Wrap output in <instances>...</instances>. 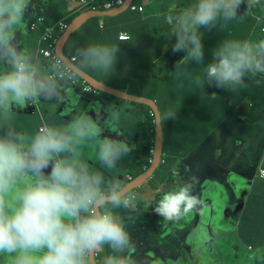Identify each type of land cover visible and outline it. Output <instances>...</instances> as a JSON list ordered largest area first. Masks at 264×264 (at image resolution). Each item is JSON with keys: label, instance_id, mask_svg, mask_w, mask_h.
<instances>
[{"label": "clouds", "instance_id": "clouds-1", "mask_svg": "<svg viewBox=\"0 0 264 264\" xmlns=\"http://www.w3.org/2000/svg\"><path fill=\"white\" fill-rule=\"evenodd\" d=\"M257 4L192 0L170 10L164 19L166 35L175 38L171 51L185 53L174 64L176 75L186 63L205 61V30H224L242 5L250 12ZM29 6L30 0H0V264H97L105 250L102 264H134L128 255L132 236L118 214L136 207V194L119 178L132 147L105 135L101 120L87 113L32 131L17 125L19 110L41 99H62V89L85 72L110 73L120 46L88 42L71 59L57 55L45 62L17 40ZM204 71L209 87L237 90L246 78L264 75V39L223 40ZM109 119L120 123L115 107ZM201 204L181 186L163 194L154 213L177 221Z\"/></svg>", "mask_w": 264, "mask_h": 264}, {"label": "crops", "instance_id": "crops-1", "mask_svg": "<svg viewBox=\"0 0 264 264\" xmlns=\"http://www.w3.org/2000/svg\"><path fill=\"white\" fill-rule=\"evenodd\" d=\"M140 3L144 5L143 12L127 10L117 16L92 17L80 21L64 46L63 55L71 59L74 49L88 42L115 44L120 46V51L113 70L108 74L92 71H87V74L118 91L145 98L149 97L139 94V89L147 86L143 81L157 82L168 76L169 80L164 82L166 90L182 92L186 89L190 94L198 93L203 86L198 80L205 74L209 62H206V58L202 64L186 63L178 82L174 83L172 78L174 63L183 58L185 53L174 54L171 51L175 38L169 39L166 35L170 27L164 17L170 10L176 9L177 4L168 0H141ZM81 14L70 0H30L17 32V40L21 47L38 51L39 40L44 32L60 21H66L69 27ZM39 18L42 21L37 22L36 28L32 30V23ZM235 20L228 25L232 27ZM121 33L127 34L129 40H120ZM204 37H209V31H205ZM205 52L210 54L209 48L205 47ZM41 57L45 62L48 61ZM147 91L150 92L149 89ZM203 93L201 91L199 95ZM61 94L62 99H41L19 110L18 127L31 131L46 123L64 124L79 113H87L93 118L101 116L107 123L110 114L106 116L105 113L108 108L112 111L115 107L120 113V123L112 125L110 121L109 130L133 149L120 166L119 178L126 185L131 182L129 176L135 180L146 173L149 169L146 163H150L155 154L156 125L153 128L144 122L143 111L135 102L104 95L100 91L96 95L84 94L81 86L73 82L64 87ZM185 100L192 106V102L198 98L186 97ZM172 109L178 108L173 106ZM225 110L227 108L220 103L214 106L212 114L217 123L222 120ZM178 113L179 109L172 114L173 117L177 118ZM194 114L192 117L186 115L188 120L183 125L175 126L173 117L166 122L158 168L133 192L137 197L135 209L118 210L132 236L134 247L128 255L134 264H167L188 255L191 260L194 259L192 250L198 249L203 242L191 238L188 228L180 230L168 227L171 221L165 222L154 213L163 194L178 190L181 186L188 187L190 194H196L199 201L209 200L211 209L214 203L212 215L219 213L216 210L220 205L228 209L231 231L239 235L242 243L249 244L250 250H255V242L260 250L264 249V218L257 235L260 238L252 240L254 243L248 242L253 229L241 226L245 215L264 217V178L260 176V169H264V99L261 107L243 103L217 124L197 148L192 149L194 144L199 143L200 137L206 135V124L200 115L202 111L198 108ZM190 150L192 152L188 157L184 156ZM167 153L175 156H166ZM177 155H182V158ZM166 159L169 161L165 162ZM89 163L99 168V163L93 159ZM228 224L224 222L220 225L227 227ZM106 254L108 250L97 258V264H102L103 255ZM196 260L193 262L197 263Z\"/></svg>", "mask_w": 264, "mask_h": 264}, {"label": "trees", "instance_id": "trees-1", "mask_svg": "<svg viewBox=\"0 0 264 264\" xmlns=\"http://www.w3.org/2000/svg\"><path fill=\"white\" fill-rule=\"evenodd\" d=\"M159 1L162 0H157V2ZM168 1L170 2L172 0ZM133 2L137 4L140 3L141 0H133ZM187 3H191V1L187 0ZM242 6L243 7L240 8L238 16L232 27L227 25L224 30L213 29L212 31H209V37H204L205 47L209 48L210 50V54L205 52V58L207 59L206 62L211 60L212 50L215 48V46L225 39H251L254 42L264 39V0H259V4H257L250 12L245 11V5ZM183 7L186 6L184 4L177 3L175 11H179ZM173 70L175 71L174 65ZM173 74L174 75L172 78L174 83L178 82L179 77L180 79L182 78L181 75L177 76L175 72ZM161 79V81L166 82L169 80V76ZM198 81H201L200 83H202L203 86L200 88V91L198 93L195 92V94H190L186 89L182 92H177L175 90L171 91L168 88L166 90L164 83L159 88V92L157 94L158 98H152L148 96L151 99H156V103L161 112L163 127L165 129H167L166 122L168 123V121L174 118L172 114L176 113L178 109L179 113L177 114V118H174L175 126L185 124V122L188 120L186 115L192 117V115H195V110H198V108L202 111L203 114L200 115L201 118H203L202 122L206 124L204 127L206 135L204 134V136L200 137L199 143L194 144L192 149L197 148V146L201 144L210 133L213 132L217 124L223 122L225 117L231 115L235 110L238 109L239 106L243 105V103H251V105L254 107H261V101L264 99V75L246 78L244 85L234 91H225L215 87H209L205 79V74H203ZM201 91L204 93L199 95ZM102 94L108 95L105 93ZM139 94L144 96V93ZM186 95L190 98H198V100H194L192 102L193 107L189 105L190 103H187V100H185L184 96ZM200 97L202 98L203 102H201ZM213 102L215 105H213ZM217 103H220L223 107L227 108V110H225V114H222V120L218 123L215 120L214 114H212L214 106H216ZM134 104L138 105L142 109L144 122H146L150 127L154 128L155 115L151 108L140 103ZM173 106L178 109H172ZM210 122L212 123L211 126L208 125ZM191 150L185 153L184 156L189 155L192 152ZM166 156L175 155L167 153ZM177 157L182 158V155H177ZM168 161L169 160L166 159L165 162ZM146 164L148 167L150 166V163ZM162 166H167V164H162ZM263 218L264 217L262 216L254 217L253 215H245L244 220L241 221L242 227L253 229L251 235L248 236L249 243L250 241L252 242V240L260 238L257 235L258 232L261 231L260 225Z\"/></svg>", "mask_w": 264, "mask_h": 264}, {"label": "water", "instance_id": "water-1", "mask_svg": "<svg viewBox=\"0 0 264 264\" xmlns=\"http://www.w3.org/2000/svg\"><path fill=\"white\" fill-rule=\"evenodd\" d=\"M133 2V0H126L125 4L122 8L111 11V12H86L82 13L80 16H78L76 19L72 21V23L69 25L67 30L63 33V35L60 37L58 46H57V54L58 55H63V49L64 46L69 39L71 33L73 30L76 28V26L79 24L80 21L86 19V18H92V17H102V16H117L120 15L121 13L125 12L128 10L130 4ZM80 78L84 79L86 82H88L90 85H92L94 88L98 89L100 92L112 95L114 97L129 101V102H135V103H140L143 105H147L148 107L151 108V110L154 112L155 115V125H156V140H155V154L152 159V162L149 166V169L146 171L142 177L137 178L130 183L126 184L125 187L133 191L140 187V185L145 182L147 179L150 178V176L156 171L158 168L161 158H162V152H163V125H162V118H161V112L160 109L156 103L155 100L145 98L142 96H136V95H131L125 92L118 91L114 88H111L104 83L96 80L86 72L80 76ZM111 113L109 108L107 109V112L105 113L106 116H108ZM93 118V117H92ZM96 118H99L102 122V126H105V135H110L111 130L110 128V121L107 119H101V116H98ZM94 118V119H96ZM112 137L117 138V135L113 132H111ZM123 140V139H121ZM231 179V178H230ZM237 189V186H236ZM236 191V190H235ZM194 197H196V194H191ZM229 201V200H228ZM212 209L215 207L214 203H212ZM211 204L208 201H202V204L199 205L196 209H194L191 213H189L186 217H183L177 221H171L168 225V227L172 228H178L180 230L188 228L190 229V237L195 238V239H201L204 236H208L209 242L215 241V238L223 237L227 235V232L223 234L216 233L215 230H218V228L221 226L219 223H216L215 220L211 219V211L212 209L210 208ZM219 208V207H217ZM220 208L221 207L220 205ZM220 208L216 210L217 212L219 211V215L222 216V212L220 211ZM209 215V218H208ZM211 232V233H210ZM193 254V253H192ZM196 259V256L193 254L192 259ZM193 259V260H194ZM197 261V260H196ZM167 264H198L196 262H193L191 260V257L188 255L187 257H183L179 260L169 262Z\"/></svg>", "mask_w": 264, "mask_h": 264}, {"label": "built area", "instance_id": "built-area-1", "mask_svg": "<svg viewBox=\"0 0 264 264\" xmlns=\"http://www.w3.org/2000/svg\"><path fill=\"white\" fill-rule=\"evenodd\" d=\"M70 1L74 3L75 6L78 7L81 13H86L92 11L93 12L99 11L101 7L107 12L115 11L122 8L126 0H70ZM128 9H130L131 11L143 12L144 5L141 3H139L138 5V3L135 4L134 2H132ZM41 21H42L41 18L37 19L36 22L32 23L31 29L34 30L36 28L37 22H41ZM67 28H68V23L66 21H60L55 26L51 27L46 32H44V34L40 37L39 40L40 48L38 52L40 53V55H42L47 60L57 56L58 55L57 46L59 39L63 35V33L67 30ZM129 38L130 37L125 33H121L119 36V39L122 41L129 40ZM72 82L80 85L82 88V92L84 94L96 95L99 93L98 89L94 88L92 85H90L88 82H86L84 79L80 77H78L76 80ZM151 162L152 161H150V164ZM262 172H264V169H260V176L264 178V175H261ZM128 180L133 181V177L129 176Z\"/></svg>", "mask_w": 264, "mask_h": 264}, {"label": "rangeland", "instance_id": "rangeland-1", "mask_svg": "<svg viewBox=\"0 0 264 264\" xmlns=\"http://www.w3.org/2000/svg\"><path fill=\"white\" fill-rule=\"evenodd\" d=\"M175 4L179 3V4H184L185 6H187L189 3H187V0H172ZM192 2V0H189ZM139 5V3H138ZM168 6V5H167ZM167 6L165 7V9H167ZM170 6V5H169ZM173 10H176L173 8ZM93 12V11H92ZM96 12H106L102 7L99 9V11ZM162 79H158L157 82L151 81V83L149 81H143L144 84H146L147 86L150 85L149 88H146L147 86H143L142 89H139V92L144 93L145 96H149L152 98H158L157 94L159 92V88L161 87V85L164 84L163 81H161ZM147 89L150 90V92L147 91ZM186 96H184V98H186ZM36 117H38V113L36 112ZM37 120H39L37 118ZM56 122V120H55ZM34 128V126H32ZM38 128V127H35ZM31 129L32 130H35ZM188 157V156H187ZM161 168H159L160 171ZM158 171V170H157ZM158 173V172H157ZM135 190L131 191L132 193ZM229 241H231V243L233 244V246L231 248H229V246H227L225 243L223 244V247L225 248L226 251V255H225V261L221 262L219 264H240V263H244L242 262V260H247L249 258H252L253 262L256 264H264V249L260 250L258 248V245L255 242V250H250L249 249V244H244L241 241V238L239 237V235L236 232H231V236L228 238ZM263 259V262H261Z\"/></svg>", "mask_w": 264, "mask_h": 264}, {"label": "flooded vegetation", "instance_id": "flooded-vegetation-1", "mask_svg": "<svg viewBox=\"0 0 264 264\" xmlns=\"http://www.w3.org/2000/svg\"><path fill=\"white\" fill-rule=\"evenodd\" d=\"M220 211L222 212V216H220L218 213L215 215L211 214V219L215 220L216 223H229L227 227L220 226L218 230H215L216 233L223 234L227 232L226 236L215 238L213 242H209L208 236H204L201 239H198L199 242H203L201 246L199 245L198 249L192 250L193 254L198 259V264H219L221 262L225 261V255L226 251L223 247V244L225 243L229 248L233 246L231 241L228 240V238L231 236V226H230V216H229V210L225 208H221ZM209 218V215H208ZM211 233V232H210ZM195 239V238H194ZM193 261V260H192ZM244 263L240 264H255L252 260V258H249L247 260H242ZM257 264V263H256Z\"/></svg>", "mask_w": 264, "mask_h": 264}, {"label": "bare ground", "instance_id": "bare-ground-1", "mask_svg": "<svg viewBox=\"0 0 264 264\" xmlns=\"http://www.w3.org/2000/svg\"><path fill=\"white\" fill-rule=\"evenodd\" d=\"M217 193V192H216ZM206 194H207V191H206ZM213 194V193H212ZM205 195V194H204ZM209 196V195H208ZM209 199V198H208ZM204 201H205V199H204Z\"/></svg>", "mask_w": 264, "mask_h": 264}]
</instances>
